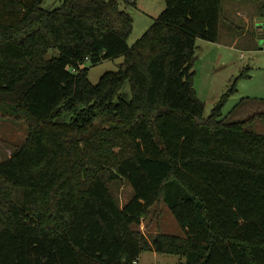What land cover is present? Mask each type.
<instances>
[{
	"label": "trees",
	"instance_id": "16d2710c",
	"mask_svg": "<svg viewBox=\"0 0 264 264\" xmlns=\"http://www.w3.org/2000/svg\"><path fill=\"white\" fill-rule=\"evenodd\" d=\"M44 1L0 0V104L28 125L0 160V264H138L144 251L264 264V133L222 118L235 83L207 118L194 84L222 0H165L134 45L133 1ZM119 56L93 84L83 65ZM122 178L123 206L109 187ZM160 202L183 236L137 228Z\"/></svg>",
	"mask_w": 264,
	"mask_h": 264
},
{
	"label": "rangeland",
	"instance_id": "374dc122",
	"mask_svg": "<svg viewBox=\"0 0 264 264\" xmlns=\"http://www.w3.org/2000/svg\"><path fill=\"white\" fill-rule=\"evenodd\" d=\"M123 3L133 17V30L128 43L136 41L149 29L166 8L165 0H130ZM63 0H45V8H54ZM51 49L48 57L57 55ZM194 84L198 97L205 103L204 118L235 83L236 90L224 101L222 118L227 121L248 120L247 129L264 133V3L258 0H222L219 35L216 41L196 39ZM124 56L105 59L97 64L85 63L93 84L99 82L107 71H118ZM125 91L130 90L126 83ZM28 134L25 120L16 117V111L8 102L0 104V160L9 158L23 144ZM109 187L120 205L134 195L131 184L117 179ZM153 238L157 233L185 234L170 208L164 202L151 207L148 216L137 226ZM185 257L176 254L144 251L138 264H181Z\"/></svg>",
	"mask_w": 264,
	"mask_h": 264
},
{
	"label": "water",
	"instance_id": "95a60500",
	"mask_svg": "<svg viewBox=\"0 0 264 264\" xmlns=\"http://www.w3.org/2000/svg\"><path fill=\"white\" fill-rule=\"evenodd\" d=\"M196 58H197L196 56H194V57L192 58V60H191V63H192V64H194V63H195V61H196Z\"/></svg>",
	"mask_w": 264,
	"mask_h": 264
}]
</instances>
